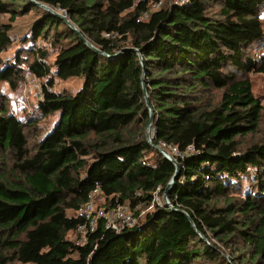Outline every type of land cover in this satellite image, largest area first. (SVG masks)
<instances>
[{
  "label": "trees",
  "instance_id": "16d2710c",
  "mask_svg": "<svg viewBox=\"0 0 264 264\" xmlns=\"http://www.w3.org/2000/svg\"><path fill=\"white\" fill-rule=\"evenodd\" d=\"M158 1L0 0V264H264V0ZM27 73L42 97L19 116L2 84ZM159 146L180 166L172 207L141 215L176 173ZM95 189L137 221L82 243Z\"/></svg>",
  "mask_w": 264,
  "mask_h": 264
},
{
  "label": "rangeland",
  "instance_id": "374dc122",
  "mask_svg": "<svg viewBox=\"0 0 264 264\" xmlns=\"http://www.w3.org/2000/svg\"><path fill=\"white\" fill-rule=\"evenodd\" d=\"M162 3L160 5H153V8H159L163 5H167L168 3H175V0H161ZM45 9V8H43ZM47 10V9H45ZM56 11L58 13H60L61 15H66V11H63L62 9H56ZM33 19L31 17H20L19 19H17V21L14 23L15 25V29L16 31H25L27 29V26L31 23ZM15 50V46H11V48L4 54V56L9 55L11 53H13ZM258 47L257 48H253L254 53H260L258 51ZM252 80L254 83V90L255 93L258 94L259 96H262L264 98V73L262 74H252ZM2 86L4 87L6 93L11 97V102H12V106L15 109V112L21 116L23 114L24 111L28 110L29 112L31 110H33V107L37 105V101L41 98V91H42V86H41V82L32 74H28L27 73V77L24 83H22L16 90H12L8 84H2ZM84 86V79L81 77H74V78H70L68 80H56V83L54 85V90L57 92H69L71 94H75L78 91H80ZM55 119L52 118L51 120H49L48 122V126L50 128L51 124L54 123ZM47 128L46 131L49 129ZM264 129V128H263ZM262 136L264 137V130L262 132H260L258 137H250L251 141L257 140L262 138ZM173 152H175L173 150ZM176 153V152H175ZM245 191L250 190L249 186H250V182L245 181ZM172 187V186H171ZM170 187V188H171ZM156 197V200L158 202L159 199H166L165 197V193L163 195H154ZM96 203V201H95ZM99 203V202H98ZM97 206V204H96ZM155 206H160L158 203H155L154 205L146 208V209H142L143 214L148 211V210H152ZM162 207V206H160ZM124 214V212H123ZM125 214L126 215H134L133 212H131L130 210L127 211L125 210ZM121 216V215H119ZM127 217V216H126ZM123 218V216H122ZM134 217H132L133 219ZM118 220V222H116ZM121 219L118 217V214L113 213L112 217H111V222L113 224L116 225V227H119V230H117L118 232H120L121 230H123L125 227H129V225H122L121 224ZM136 223V220L134 221ZM134 223V225H135ZM132 225V226H134ZM75 238V236L73 237ZM82 241V240H81Z\"/></svg>",
  "mask_w": 264,
  "mask_h": 264
},
{
  "label": "built area",
  "instance_id": "2783aa9c",
  "mask_svg": "<svg viewBox=\"0 0 264 264\" xmlns=\"http://www.w3.org/2000/svg\"><path fill=\"white\" fill-rule=\"evenodd\" d=\"M186 1L187 0H175V3L180 4V5H184V3ZM161 3H162V1L159 0L158 2L155 3V6L160 5ZM147 17H148V13H145L143 15L142 19H146ZM116 35H117V33L106 34V36H108V37H113ZM41 97H42V91H41ZM173 150L177 154H179L176 148H173ZM191 150L192 149H190V151ZM99 193H100V191L98 189H95L89 195V201L79 210V214L85 218V222L82 223L81 225H79V227H78V231L81 234L80 241L82 240L81 241L82 243H84L86 241L87 234L95 231L97 224H98V221L100 219H104L106 221V227L107 228H113L116 231L119 230V227L118 226L116 227V225L111 222V217H112L113 213L118 214V217L122 220L121 221L122 225L132 226L135 223L134 221L135 220L137 221V218L135 217V215L132 216V215H126L125 214V210L131 211V207L129 204L118 205L117 208L112 209V210H107L103 207H100L99 204L103 202V198H99V200L97 199ZM166 200H168V199H166ZM95 201H96V203H95ZM155 203H158L160 206H163L160 199L157 202L156 197H155L153 204H151L150 206L154 205ZM96 204H97V206H96ZM123 212H124V214H123ZM142 214H143V211L141 212V215ZM119 215H121V216H119ZM122 216H123V218H122ZM132 217H134V218L132 219ZM116 222H118V220Z\"/></svg>",
  "mask_w": 264,
  "mask_h": 264
},
{
  "label": "water",
  "instance_id": "95a60500",
  "mask_svg": "<svg viewBox=\"0 0 264 264\" xmlns=\"http://www.w3.org/2000/svg\"><path fill=\"white\" fill-rule=\"evenodd\" d=\"M35 3L37 4V5H39L40 7H42V8H45V9H47V10H49V11H51V12H53L54 14H56V15H58L59 17H61V18H63L71 27H73L75 30H77L78 32H79V30L67 19V16L66 15H61L60 13H58L56 10H54L52 7H50V6H48V5H46V4H43V3H40V2H36L35 1ZM81 35V38L91 47V48H93L95 51H97V52H101L98 48H96L93 44H91L82 34H80ZM120 55V53H118L117 55H115L114 57H116V56H119ZM144 84V83H143ZM144 87H145V84H144ZM145 91H146V89H145ZM146 101H147V103L149 102V100H148V96H147V92H146ZM150 130H151V127H150V125H149V127L147 128V135H148V139H149V141H151V137H150ZM158 149L164 154V156L167 158V159H169L170 161H172L174 164H175V166H176V173H175V175H174V177L172 178V180L169 182V185H168V187H167V189H166V192H165V197L168 195V193H169V190H170V187L173 185V183H174V181H175V179H176V177L178 176V174H179V172H180V166H179V163L177 162V160L174 158V156L173 155H171L167 150H165L163 147H161V146H159L158 147ZM166 199H168V197H166ZM168 201V200H167ZM182 213H184V214H187L185 211H182Z\"/></svg>",
  "mask_w": 264,
  "mask_h": 264
},
{
  "label": "bare ground",
  "instance_id": "6f19581e",
  "mask_svg": "<svg viewBox=\"0 0 264 264\" xmlns=\"http://www.w3.org/2000/svg\"><path fill=\"white\" fill-rule=\"evenodd\" d=\"M160 201H161V203H162V205L163 206H169V207H172V205L170 204V202L169 201H167L166 199H160Z\"/></svg>",
  "mask_w": 264,
  "mask_h": 264
}]
</instances>
